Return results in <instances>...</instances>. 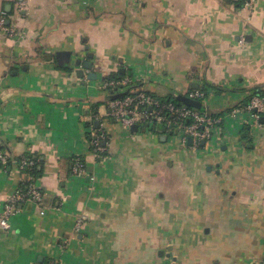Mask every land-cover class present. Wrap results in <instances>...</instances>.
I'll return each mask as SVG.
<instances>
[{"label": "crops", "instance_id": "obj_1", "mask_svg": "<svg viewBox=\"0 0 264 264\" xmlns=\"http://www.w3.org/2000/svg\"><path fill=\"white\" fill-rule=\"evenodd\" d=\"M1 12L13 34L0 30V151L42 165L43 204L0 229V264H264V124L249 149L234 124L194 150L108 119L103 89L119 74L161 99L210 90L209 115L246 105L264 91V0H0ZM102 124L101 162L87 136ZM25 178L0 164V217Z\"/></svg>", "mask_w": 264, "mask_h": 264}, {"label": "built area", "instance_id": "obj_2", "mask_svg": "<svg viewBox=\"0 0 264 264\" xmlns=\"http://www.w3.org/2000/svg\"><path fill=\"white\" fill-rule=\"evenodd\" d=\"M255 0H244V5L249 6ZM0 30L6 34L13 31L6 26V15L0 13ZM103 89L113 91L106 103L107 118L120 125L123 129L131 130L133 126L143 134L164 135L167 137H179L183 145L198 150L212 138L225 136L224 129L228 126L238 125L239 128L260 127V118H264V97L252 95L246 105L236 106L221 116H212L200 113L193 108H188L171 99H161L145 91L138 90L129 78H113L105 81ZM212 96L210 90L191 91L187 98L192 101H206ZM224 128V129H223ZM105 128L102 124L98 131L90 132L89 147L97 160H103V143L105 142ZM191 139V143H189ZM15 164L21 173L32 168L36 163L27 157H21L14 161L0 151V164L8 166ZM72 174L78 178H84L86 169L84 163L77 156L72 157ZM28 183L26 190L21 185ZM23 204H34L38 207L43 204V195L36 187L32 178L21 182L17 189L8 197L0 217V229H10L9 218L13 216ZM43 214V213H42ZM85 221L84 216L76 220L75 230L78 232ZM56 264V263H50Z\"/></svg>", "mask_w": 264, "mask_h": 264}, {"label": "trees", "instance_id": "obj_3", "mask_svg": "<svg viewBox=\"0 0 264 264\" xmlns=\"http://www.w3.org/2000/svg\"><path fill=\"white\" fill-rule=\"evenodd\" d=\"M240 2L244 3V0H240ZM114 78H122V76H120L118 74V77H114ZM212 89V87H211ZM214 90L218 91V89L216 88H213ZM113 93V91H111ZM252 92L254 93V95H258V96H261V97H264V91L261 89V88H254L252 89ZM176 103L182 105V106H185V107H188V108H192V107H189V106H186L184 105L183 103L179 102V101H175ZM197 103H200L201 105V108H193L195 110H197L198 112L200 113H204L203 112V109L204 107L202 106L201 104V101H195ZM212 116H216V115H212ZM217 116H220V115H217ZM91 139L89 137V135L87 136V142H89ZM241 140L243 142L246 143V147L249 149L250 147H252V138H251V135L249 133V128L245 127L242 129L241 131ZM105 142H106V139H105ZM90 152L92 151V147L89 148ZM104 155L106 156V154H102V158L104 157ZM28 159L32 160V161H35V165L30 168L29 170L25 171V176L26 178L24 180H27L29 177L32 178V181L35 183V181L37 180V178L41 175V172H42V165L36 161V159H34L33 157H30L28 156ZM101 161V160H99ZM28 183H24L21 185V188L25 191L26 190V187H27Z\"/></svg>", "mask_w": 264, "mask_h": 264}, {"label": "water", "instance_id": "obj_4", "mask_svg": "<svg viewBox=\"0 0 264 264\" xmlns=\"http://www.w3.org/2000/svg\"><path fill=\"white\" fill-rule=\"evenodd\" d=\"M88 59L89 60H92V55H88ZM77 66L78 67H81V69L77 73V76L80 79H83L85 77V72L88 71L89 73H87L86 79L89 80V81L90 80H92V81L96 80V75L94 73H91L90 72L93 69V65H92L91 61L84 62V63H81L80 61H78L77 62ZM178 101L181 102V103H183L184 105L189 106V107H192V108H198V109L201 108L200 103H197L195 101H192V100H190V99H188L186 97H179ZM260 123L261 124H264V118L263 117L260 118ZM131 131H136V127L133 126L131 128ZM189 143H191V139H189ZM104 144L105 143H103L102 145H104ZM87 181H89V178H87Z\"/></svg>", "mask_w": 264, "mask_h": 264}, {"label": "rangeland", "instance_id": "obj_5", "mask_svg": "<svg viewBox=\"0 0 264 264\" xmlns=\"http://www.w3.org/2000/svg\"><path fill=\"white\" fill-rule=\"evenodd\" d=\"M112 91V90H111ZM111 91H107L109 94L111 93ZM175 138H177V137H175Z\"/></svg>", "mask_w": 264, "mask_h": 264}]
</instances>
